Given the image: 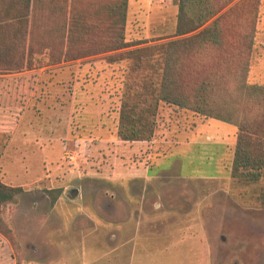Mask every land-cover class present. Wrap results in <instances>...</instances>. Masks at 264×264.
<instances>
[{
	"label": "rangeland",
	"instance_id": "374dc122",
	"mask_svg": "<svg viewBox=\"0 0 264 264\" xmlns=\"http://www.w3.org/2000/svg\"><path fill=\"white\" fill-rule=\"evenodd\" d=\"M80 1L79 6L94 14L108 0ZM165 3H154L150 17L145 8L128 11V42L175 35L177 0ZM256 27L249 82L264 84V0ZM87 35L103 36V31ZM84 47L75 51L99 50L102 40ZM115 54L0 75V182L24 191L16 204L2 210L20 248L14 252L0 235L10 249L0 250V264H51L53 255L67 259L69 249L81 250L73 264H86L89 258L82 250L95 240L103 241L98 246H106L107 262L114 261L116 228L132 223L133 207H123L120 199L109 195L117 193L122 173L129 175L138 162L148 161L152 175L164 170L170 179L163 202L184 211H172L171 256L178 259L173 264H201L190 239L204 243L199 252L209 257L205 264H264V208L250 202L264 192V182L239 189L231 180L237 128L162 105L153 144L121 142L117 132L126 64L112 61ZM111 177L113 182L108 181ZM127 187L138 191L134 185ZM49 191H63L55 205ZM136 200L142 203L143 198ZM148 202L146 215L150 216L137 220L142 223L138 231L128 234L129 238L137 235L141 256L148 255L156 238L163 237L157 229L160 224L147 223L162 218L150 211L154 199ZM133 206L137 209V204ZM191 226L198 229L191 231ZM142 262L147 264V258Z\"/></svg>",
	"mask_w": 264,
	"mask_h": 264
},
{
	"label": "trees",
	"instance_id": "16d2710c",
	"mask_svg": "<svg viewBox=\"0 0 264 264\" xmlns=\"http://www.w3.org/2000/svg\"><path fill=\"white\" fill-rule=\"evenodd\" d=\"M79 2L0 0V75L116 53L110 59L126 64L117 132L121 142H152L161 106H173L235 126L233 186L264 182V84L249 82L261 0H177L173 37L133 42L125 36L130 0H108L94 14ZM97 29L103 36L87 35ZM101 40L99 50L75 51ZM23 192L0 182V235L14 252L20 245L2 210ZM49 194L55 205L63 191ZM252 199L264 208V192Z\"/></svg>",
	"mask_w": 264,
	"mask_h": 264
},
{
	"label": "crops",
	"instance_id": "0c3cea01",
	"mask_svg": "<svg viewBox=\"0 0 264 264\" xmlns=\"http://www.w3.org/2000/svg\"><path fill=\"white\" fill-rule=\"evenodd\" d=\"M167 1L168 0H130L129 10L135 9L136 7L145 8L146 15L148 14L150 17L151 10L153 11V8L155 7L153 5L154 3L161 5ZM171 1L173 2V0ZM5 94H6V97L10 96L9 93L7 92H5ZM8 113L10 114L9 111ZM17 120L18 118H15V121ZM14 126H17L16 122ZM13 128H16V127H13ZM132 144L133 145H136V144L143 145V144H153V143L152 142H146V143L141 142V143H132ZM138 164L139 165L135 166L134 169L129 171L130 172L129 175H126L127 173H122L123 177H120L121 179H119L120 181H118L119 186L117 189V193L115 195L108 194L110 196V199H116L117 201H119L120 199L122 201L123 207H133L132 223L131 224L124 223L122 226L120 224L116 228L115 250H113L115 252L114 261L107 262V254H104V250H103L104 247L106 248V246H98L103 241L95 240V241L89 242V245H86L82 250L83 254L86 256L85 258L87 257L89 258V259H86V261L85 259H83L86 264H88V262H99V261H104L107 264H112L114 262H116V264H140V263H145V262H142L144 258H147V264H173V262L178 260V259L173 260V257L171 256V247H172L171 225L173 221L172 211L173 209H177V211L179 212L181 211L182 213L184 211H182L179 206H177L176 208H172L171 206L166 205L165 202H163L162 200V197L167 195L166 191L171 188L170 179L167 178L165 175L167 173L163 170V171H159L157 175H152L151 174V166H152L151 162L149 161L144 162V163L138 162ZM106 178H108V176L104 177V180ZM112 178L114 177H111L108 181L113 182ZM167 179L169 180V182L167 181ZM98 180H101V178ZM164 180H166L169 183L168 186H166ZM130 184L134 185L138 189V191L135 190L134 188H131L129 191L127 186ZM66 191L67 190H65L62 197L65 196ZM137 197H138V200L140 197L143 198L142 203L140 200L139 201L136 200ZM150 199H154V202H153L154 209L150 208V211L154 210V213H158V215H162V218L157 220L159 223H154L152 220L148 221L147 223L156 224V225L160 224L159 227L161 228L157 227V229H160L163 231V237L156 238L155 243L151 245L152 247H149L147 249L148 250L147 252L149 254L146 256H141L140 250H139L140 241L138 240L137 235H136V238L134 236L129 238L128 234L132 232H137L138 226L142 224L139 221L148 219V217L150 216V215H146V213L149 212L148 208L150 206V202H148V200ZM117 204H118V207H120L119 202ZM134 204H137V209L134 208L135 207L133 206ZM88 212L89 214H91V210H88ZM85 214H87V212H85ZM137 214H138V218L137 217L135 218ZM137 220H139L138 223H136ZM127 221L128 220H125V222ZM135 224L137 225L133 229V227L131 226ZM177 224H179V221H177ZM197 229H198L197 227L191 226L189 230L194 231ZM188 242L190 243L191 247L195 248L196 254L201 255L199 256V260L201 264H205L210 260L209 257L203 253V251L202 253H200L201 252L200 249L202 248V246H204V243L202 241L197 240V239L194 241L190 239ZM0 250L3 253H6V252H9L10 249L6 247V245H4V242L2 243L0 241ZM80 252L81 250H70L69 249L70 255L68 256L67 259L63 258L64 256H60L58 259V254H57V257L53 255L54 257L52 256V258H50L51 260L47 259L46 261L50 260L51 264H73L74 261L77 260L75 259L76 255ZM194 259H198V256H195ZM42 264H45V263H42Z\"/></svg>",
	"mask_w": 264,
	"mask_h": 264
}]
</instances>
